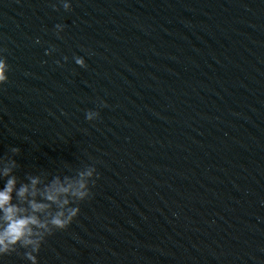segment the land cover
Returning a JSON list of instances; mask_svg holds the SVG:
<instances>
[{
  "label": "water",
  "instance_id": "1",
  "mask_svg": "<svg viewBox=\"0 0 264 264\" xmlns=\"http://www.w3.org/2000/svg\"><path fill=\"white\" fill-rule=\"evenodd\" d=\"M0 48V157L99 177L40 264H264V0H0Z\"/></svg>",
  "mask_w": 264,
  "mask_h": 264
},
{
  "label": "clouds",
  "instance_id": "2",
  "mask_svg": "<svg viewBox=\"0 0 264 264\" xmlns=\"http://www.w3.org/2000/svg\"><path fill=\"white\" fill-rule=\"evenodd\" d=\"M58 3L65 11L71 10L72 0H58ZM54 31L62 38L64 25L56 24ZM5 51L0 48V86L9 80L10 66ZM55 51V47H51L45 54L52 55ZM67 59L65 56L64 60ZM73 60L80 68L87 67L83 56H74ZM101 106L107 105L101 101ZM99 115L98 111L89 110L85 118L92 122ZM10 152L12 155L0 157V182H3L0 187V264H4L5 256L13 253L25 264H40L39 253L46 238L55 231L67 229L80 214L79 204L92 196V188L99 178L97 169L86 165L73 174H58L51 179L45 173L29 174L23 182L15 175L18 164L13 158L20 149L11 147Z\"/></svg>",
  "mask_w": 264,
  "mask_h": 264
}]
</instances>
